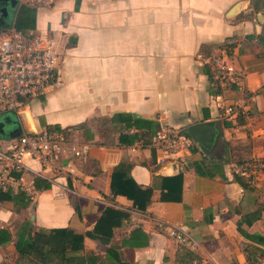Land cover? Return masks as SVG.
Wrapping results in <instances>:
<instances>
[{
	"label": "crops",
	"instance_id": "0c3cea01",
	"mask_svg": "<svg viewBox=\"0 0 264 264\" xmlns=\"http://www.w3.org/2000/svg\"><path fill=\"white\" fill-rule=\"evenodd\" d=\"M6 10L0 26L14 25L19 16L26 30L53 40L63 57L54 92L32 100L24 113L0 112V147L22 133L67 130L89 150L74 182L56 178L46 190L33 185L29 192L9 190L14 199L1 196L0 229L14 235L29 221L34 229L85 234L113 208L127 216L111 240L84 238L83 254L98 256L96 264H252L264 247V168L252 186L241 177L247 189L234 175L251 159L264 167V0H58L50 9ZM30 11L32 21L26 19ZM233 38L241 42L233 53L240 88L220 92L206 59ZM247 94L254 96L247 117L224 120L222 106ZM116 114L184 132L213 121L218 135L207 154L195 145L180 172L170 163L157 164L147 148L104 145L96 120ZM121 160L132 163L138 185L153 187L144 212H129L131 201L111 195V174ZM25 163L27 183L46 180L37 175L38 165ZM177 174L180 201L161 202L154 178ZM152 219L181 226L196 242L190 252L195 260L181 258L183 249L158 232ZM16 257L13 241L0 247V264H15Z\"/></svg>",
	"mask_w": 264,
	"mask_h": 264
},
{
	"label": "built area",
	"instance_id": "2783aa9c",
	"mask_svg": "<svg viewBox=\"0 0 264 264\" xmlns=\"http://www.w3.org/2000/svg\"><path fill=\"white\" fill-rule=\"evenodd\" d=\"M16 1L19 6L50 9L58 0ZM240 48L241 42L233 38L206 59L220 92L240 88L241 75L233 54ZM62 57L55 42L35 30H17L13 24L0 28V112L24 113L30 109L32 100L54 92L59 86ZM253 97L247 94L242 100L223 105V119H245ZM194 146L192 139L182 129L160 127L147 145L136 141L130 148L132 151L147 148L157 156V164L170 163L181 172L188 165V156ZM88 150V144L81 142L74 134H50L46 131L22 133L0 147V194L14 189L29 192L33 188V182L27 183L23 176L28 169L26 160L38 165L40 170L37 175L44 176L50 183L56 178L74 182L78 176L75 161H84ZM263 168V162L251 159L235 175L246 178L252 186ZM129 212L139 211L133 208ZM152 222L158 232L164 233L180 248L191 253L196 251V242L181 226L153 219ZM201 264L214 263L205 261ZM252 264H264V247Z\"/></svg>",
	"mask_w": 264,
	"mask_h": 264
},
{
	"label": "trees",
	"instance_id": "16d2710c",
	"mask_svg": "<svg viewBox=\"0 0 264 264\" xmlns=\"http://www.w3.org/2000/svg\"><path fill=\"white\" fill-rule=\"evenodd\" d=\"M24 6V5H23ZM26 19L32 21L33 13L30 11ZM17 30L26 31L25 24L19 21V16L14 24ZM9 25L0 26L7 28ZM102 129L103 144L106 146H130L136 141L143 145L149 143L151 136L160 128L159 124L147 118H141L132 114H116L111 118L96 120ZM119 128V129H118ZM119 133L116 141L115 132ZM133 131V132H132ZM68 135L72 132L62 131ZM19 135V134H18ZM112 135V138L109 139ZM154 161V155L152 153ZM76 166L83 169V160H76ZM132 163L121 160L114 168L110 180V192L112 197H125L132 202L133 208L144 212L150 204L153 187L144 188L138 185L131 177ZM160 182V201L178 202L181 198L182 177L180 174L172 177H155ZM235 181L242 187L248 188L242 178L234 175ZM45 179H35L36 190H46L50 183ZM44 183V184H43ZM14 199L9 191L0 195ZM77 210V206H75ZM126 213L113 208H106L96 222L94 228L85 234H76L68 228L58 229H34L29 221L21 223L15 234L12 235L7 228L0 229V247L11 241L16 252L15 264H96L99 257L92 253L83 254L84 238H90L98 243H108L113 237V229L123 224ZM187 263L195 260L193 255L183 249L181 254Z\"/></svg>",
	"mask_w": 264,
	"mask_h": 264
},
{
	"label": "water",
	"instance_id": "95a60500",
	"mask_svg": "<svg viewBox=\"0 0 264 264\" xmlns=\"http://www.w3.org/2000/svg\"><path fill=\"white\" fill-rule=\"evenodd\" d=\"M9 3L11 7L18 5L16 0H0ZM2 16H7L6 8L0 10ZM185 133L192 139L195 145H198L204 154L212 150L216 142L218 130L213 121L200 122L186 128ZM4 134L3 123L0 122V135Z\"/></svg>",
	"mask_w": 264,
	"mask_h": 264
},
{
	"label": "flooded vegetation",
	"instance_id": "af4514ba",
	"mask_svg": "<svg viewBox=\"0 0 264 264\" xmlns=\"http://www.w3.org/2000/svg\"><path fill=\"white\" fill-rule=\"evenodd\" d=\"M4 6H6V8H8V9L10 8V5H9V4L6 5L5 2L0 1V10H1ZM3 23H5V18L2 17V15H1V13H0V25L3 24Z\"/></svg>",
	"mask_w": 264,
	"mask_h": 264
},
{
	"label": "rangeland",
	"instance_id": "374dc122",
	"mask_svg": "<svg viewBox=\"0 0 264 264\" xmlns=\"http://www.w3.org/2000/svg\"><path fill=\"white\" fill-rule=\"evenodd\" d=\"M111 138H112V135H111V137L109 139H111Z\"/></svg>",
	"mask_w": 264,
	"mask_h": 264
}]
</instances>
